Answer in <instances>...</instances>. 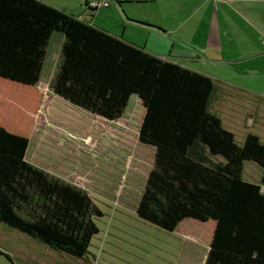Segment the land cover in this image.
<instances>
[{"label":"trees","instance_id":"1","mask_svg":"<svg viewBox=\"0 0 264 264\" xmlns=\"http://www.w3.org/2000/svg\"><path fill=\"white\" fill-rule=\"evenodd\" d=\"M52 52L49 87L72 105L113 121L132 96L140 98L138 139L155 152L139 213L169 229L185 218L212 220L203 264H264V144L249 134L237 145L208 112L212 80L43 1L0 0V78L34 86ZM197 140L225 162L209 167L190 158ZM28 145L0 126V223L83 258L99 213L85 193L72 191L69 204L43 210L41 221L16 210ZM245 162L260 167L259 183L243 179Z\"/></svg>","mask_w":264,"mask_h":264},{"label":"rangeland","instance_id":"2","mask_svg":"<svg viewBox=\"0 0 264 264\" xmlns=\"http://www.w3.org/2000/svg\"><path fill=\"white\" fill-rule=\"evenodd\" d=\"M54 53L34 86L0 78V126L29 139L13 193L16 210L41 221L43 210L65 207L69 194L80 191L99 210L93 218L96 231L88 242L89 253L84 257L89 263L203 264L212 220L185 218L169 229L138 211L155 147L138 139L143 107L137 96L130 98L124 115L113 121L72 105L49 87L55 72ZM190 154L209 161L200 160L208 166L220 158H207L206 153L201 157L194 147ZM242 176L259 183L261 169L245 162ZM0 237L19 249H28L33 242L47 246L3 225ZM52 252L54 258L66 260L64 264H79V258ZM0 264L17 263L0 249Z\"/></svg>","mask_w":264,"mask_h":264},{"label":"crops","instance_id":"3","mask_svg":"<svg viewBox=\"0 0 264 264\" xmlns=\"http://www.w3.org/2000/svg\"><path fill=\"white\" fill-rule=\"evenodd\" d=\"M40 1L141 46L161 60L208 76L212 80L208 112L220 119L237 145L249 134L264 144V0H110L109 6L97 9L86 6V0ZM193 147L201 157H206L204 153L207 158L220 157L209 167L225 162L198 140L188 150L196 161L204 159L190 154ZM30 244L19 249L0 237V249L17 264L65 263L54 258V249ZM88 259L78 262L91 264Z\"/></svg>","mask_w":264,"mask_h":264},{"label":"built area","instance_id":"4","mask_svg":"<svg viewBox=\"0 0 264 264\" xmlns=\"http://www.w3.org/2000/svg\"><path fill=\"white\" fill-rule=\"evenodd\" d=\"M123 1V0H119ZM85 5L92 9L107 7L110 5V0H86Z\"/></svg>","mask_w":264,"mask_h":264}]
</instances>
